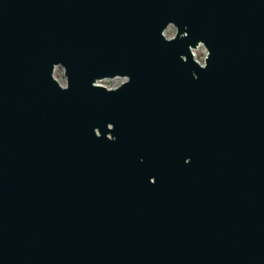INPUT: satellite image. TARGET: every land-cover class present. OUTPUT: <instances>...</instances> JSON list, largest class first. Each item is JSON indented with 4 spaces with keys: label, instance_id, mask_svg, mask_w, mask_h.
Instances as JSON below:
<instances>
[{
    "label": "water",
    "instance_id": "obj_1",
    "mask_svg": "<svg viewBox=\"0 0 264 264\" xmlns=\"http://www.w3.org/2000/svg\"><path fill=\"white\" fill-rule=\"evenodd\" d=\"M0 264H264V0H0Z\"/></svg>",
    "mask_w": 264,
    "mask_h": 264
}]
</instances>
